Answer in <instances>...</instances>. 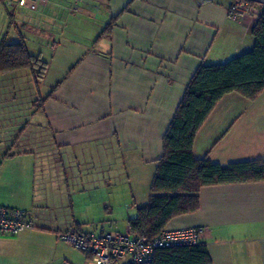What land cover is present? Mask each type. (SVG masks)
<instances>
[{"label": "crops", "instance_id": "crops-1", "mask_svg": "<svg viewBox=\"0 0 264 264\" xmlns=\"http://www.w3.org/2000/svg\"><path fill=\"white\" fill-rule=\"evenodd\" d=\"M232 1L48 0L8 11L0 0V42L22 40L46 63L36 83L25 69L0 74V204L36 223L0 235V264H28L39 251L82 264L59 232L129 228L195 71L253 47L256 20L229 19ZM24 85L36 87L28 113ZM192 152L221 165L264 158V90L253 100L224 94ZM198 198L165 228L204 227L211 264H264V181L203 186Z\"/></svg>", "mask_w": 264, "mask_h": 264}, {"label": "trees", "instance_id": "trees-1", "mask_svg": "<svg viewBox=\"0 0 264 264\" xmlns=\"http://www.w3.org/2000/svg\"><path fill=\"white\" fill-rule=\"evenodd\" d=\"M251 34L249 51L224 63L201 65L191 77L163 136L148 200L136 206V215L128 221L135 235L150 240L173 217L196 211L203 186L264 181V158L221 165L207 157L197 159L192 152L197 131L224 94L236 92L253 100L264 90V6ZM22 69L36 83L46 63L30 54L22 40L1 41L0 74ZM141 264H211V258L206 244L199 242L156 249L151 261Z\"/></svg>", "mask_w": 264, "mask_h": 264}, {"label": "built area", "instance_id": "built-area-1", "mask_svg": "<svg viewBox=\"0 0 264 264\" xmlns=\"http://www.w3.org/2000/svg\"><path fill=\"white\" fill-rule=\"evenodd\" d=\"M8 10L22 8L36 11L48 0H1ZM214 0H196L198 6ZM264 0H233L227 9V17L241 22L246 18L257 20ZM36 226L30 211L0 204V235L16 236ZM204 227L164 228L148 240L137 236L128 228L123 232L103 230L99 233L82 231L71 226L57 234L58 239L78 249L84 255L83 264H119L124 258L128 263L141 264L151 261L156 249L198 244L205 235Z\"/></svg>", "mask_w": 264, "mask_h": 264}, {"label": "rangeland", "instance_id": "rangeland-1", "mask_svg": "<svg viewBox=\"0 0 264 264\" xmlns=\"http://www.w3.org/2000/svg\"><path fill=\"white\" fill-rule=\"evenodd\" d=\"M4 13H3L4 14V17L6 19H8V13L5 10H4ZM24 73H25V71H24ZM23 89H24V92H25V95H24L23 101H22L23 102L22 105H24L23 106V111L26 112V113H28V112H30V109H28L26 107H29V108L32 107V109H34L35 107H38L37 106L38 105V101L35 100V99L31 100V97H35V95H36V90H35L36 87L33 88V89H31L29 87L26 88V85H24L23 86ZM44 90H45V87L42 89V93H43ZM18 102H19V100H18ZM33 123L36 125L37 124L36 120ZM69 247H71V246H69ZM71 248H73V247H71ZM73 249H75L78 253H80L84 257V255L78 249H76V248H73ZM55 256H56V253H54V251H47V252L44 251V253H42L41 251H39V252H36V253L32 254L30 256V258L27 260V263L28 264H52L50 262V260H52ZM125 263H127V259H124L123 258L120 261L119 264H125ZM82 264H83V262H82Z\"/></svg>", "mask_w": 264, "mask_h": 264}]
</instances>
